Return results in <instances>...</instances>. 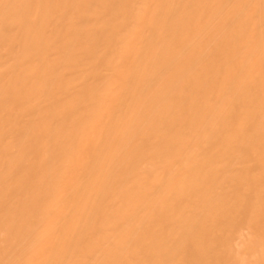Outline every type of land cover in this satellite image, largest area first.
I'll return each instance as SVG.
<instances>
[{"label": "bare ground", "instance_id": "6f19581e", "mask_svg": "<svg viewBox=\"0 0 264 264\" xmlns=\"http://www.w3.org/2000/svg\"><path fill=\"white\" fill-rule=\"evenodd\" d=\"M0 264H264V0H0Z\"/></svg>", "mask_w": 264, "mask_h": 264}]
</instances>
